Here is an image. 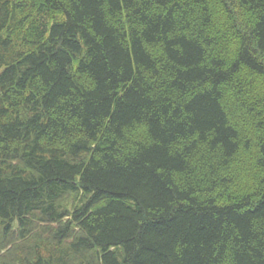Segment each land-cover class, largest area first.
Masks as SVG:
<instances>
[{
  "label": "trees",
  "instance_id": "16d2710c",
  "mask_svg": "<svg viewBox=\"0 0 264 264\" xmlns=\"http://www.w3.org/2000/svg\"><path fill=\"white\" fill-rule=\"evenodd\" d=\"M0 264H264V0H0Z\"/></svg>",
  "mask_w": 264,
  "mask_h": 264
}]
</instances>
